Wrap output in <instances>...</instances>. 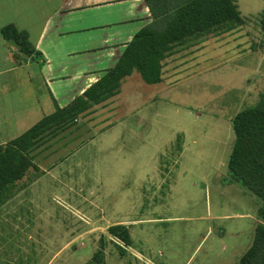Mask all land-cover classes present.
<instances>
[{"label": "rangeland", "instance_id": "374dc122", "mask_svg": "<svg viewBox=\"0 0 264 264\" xmlns=\"http://www.w3.org/2000/svg\"><path fill=\"white\" fill-rule=\"evenodd\" d=\"M236 2L246 25L207 44L168 96L135 72L113 102L45 136L40 177L0 210V264H100L99 249L104 264H236L246 253L257 198L231 183L228 162L234 116L264 94V0ZM7 43L16 59L0 49V71L24 57ZM115 223L131 227L125 255Z\"/></svg>", "mask_w": 264, "mask_h": 264}, {"label": "crops", "instance_id": "0c3cea01", "mask_svg": "<svg viewBox=\"0 0 264 264\" xmlns=\"http://www.w3.org/2000/svg\"><path fill=\"white\" fill-rule=\"evenodd\" d=\"M153 21L145 0H0V49L7 50L10 59H16L1 33L3 27L13 24L28 33L36 51L0 71V75L11 74L0 80V127L12 135L1 139L0 145L22 135L57 108L70 105L116 65L135 34ZM223 35L180 47L166 58L162 82L157 84L160 96L165 98L173 92L183 68L193 69L196 55ZM111 99L87 114L110 104ZM257 213L255 199L253 212L247 216L253 221V231L261 223ZM253 241L254 237L247 250ZM244 254L237 256L236 264Z\"/></svg>", "mask_w": 264, "mask_h": 264}, {"label": "trees", "instance_id": "16d2710c", "mask_svg": "<svg viewBox=\"0 0 264 264\" xmlns=\"http://www.w3.org/2000/svg\"><path fill=\"white\" fill-rule=\"evenodd\" d=\"M154 21L138 31L126 45L116 65L109 69L72 103L35 124L22 135L0 145V210L18 193L40 177L41 168L34 162V152L48 133L58 134L121 91L123 82L135 72L149 85L162 82L163 61L183 46L209 36H221L246 25L236 0H145ZM264 32V14L260 21ZM1 33L18 51L35 54L29 35L9 24ZM235 140L228 162L231 179L257 198L258 219L254 241L239 264H264V94L253 106L239 111L232 120ZM113 244L125 255L124 246L133 240L129 228L115 223L108 228ZM105 237L101 246L105 247ZM124 245H121L120 243ZM103 249L93 261L104 264Z\"/></svg>", "mask_w": 264, "mask_h": 264}]
</instances>
